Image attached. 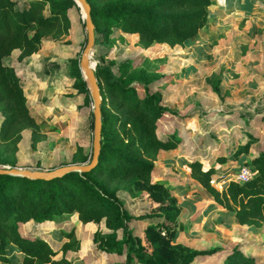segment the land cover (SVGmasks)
Returning a JSON list of instances; mask_svg holds the SVG:
<instances>
[{
    "label": "rangeland",
    "instance_id": "rangeland-1",
    "mask_svg": "<svg viewBox=\"0 0 264 264\" xmlns=\"http://www.w3.org/2000/svg\"><path fill=\"white\" fill-rule=\"evenodd\" d=\"M23 1L16 0L17 8ZM230 2H215L216 10ZM66 14L67 26L61 23V29L58 24L56 30L46 32L35 52L19 58L20 50L15 49L4 58L20 77L33 120L21 127L14 144H0V167L46 171L80 163L76 159L81 152L92 156L93 101L90 94L87 101L69 75V60L76 59L80 68L86 44L84 15L81 7L73 5ZM107 30L106 37L96 34L90 51L94 70L97 64H106L118 73L122 62L132 63L142 71L140 77L149 84V91L159 93L162 104L174 111L160 118L157 133L161 138H176L178 145L156 154L151 175V182L161 184L179 210L171 226L173 243L224 250L191 264H223L225 254L234 248L264 261V223H236L185 166L188 160L200 159L214 166L211 177L234 176L243 165L251 168L252 158L264 150V27L255 35L246 29L228 37L220 32L210 37L200 31L184 46L154 43L146 49L137 43L136 34L116 27ZM139 93L143 95L141 88ZM3 118L0 112V124ZM117 196L133 216L156 210L157 203L147 191L118 190ZM146 225L143 219L129 222L142 242ZM19 230L22 235L43 238L56 251L49 262L30 264L126 262V248L113 244L121 238L120 230L113 232L103 221L83 223L75 212L43 222L30 220ZM68 232L72 235L67 236ZM8 254L18 258L12 264H22L19 252L9 249Z\"/></svg>",
    "mask_w": 264,
    "mask_h": 264
},
{
    "label": "trees",
    "instance_id": "trees-1",
    "mask_svg": "<svg viewBox=\"0 0 264 264\" xmlns=\"http://www.w3.org/2000/svg\"><path fill=\"white\" fill-rule=\"evenodd\" d=\"M86 1L90 5L95 37L98 33L106 37L107 29L116 27L124 33L136 34L137 43L143 48L153 43L170 46L190 43L208 22L212 6L211 0ZM71 5L78 7L74 0H24L21 8H17L16 0H0V112L4 116L0 144H14L21 127L33 120L20 77L4 58L15 49L20 50L19 58L35 52L46 32L56 30L58 24L61 29V23L67 26L66 9ZM69 61V75L89 102V90L78 61ZM141 72L127 62L118 66V73L109 65L97 64L101 136L98 161L91 170L71 171L47 179L0 173L2 264H12L18 259L15 254L9 256V249L19 252L22 264L49 262L56 251L47 241L22 235L19 229L30 220L43 222L73 212L83 223L103 221L113 232L120 230L121 238L113 244L126 248L125 264H191L199 257L224 252L218 247L197 250L173 243L171 226L179 210L169 200L167 190L158 182H151V175L156 154L178 145L176 138H161L157 133L159 119L174 111L162 104L159 93L149 91ZM213 90L219 94L217 87ZM90 159L91 154L81 152L76 161L84 163ZM185 166L191 178L236 223L248 226L264 223V150L251 160V168L257 171L253 177L245 182L231 180L222 190L209 183L215 172L213 165L192 159ZM118 190L147 191L157 203L156 210L133 216L117 196ZM132 219L147 221L143 242L129 226ZM66 235L71 236L72 232ZM223 264H264V261L234 248L225 254Z\"/></svg>",
    "mask_w": 264,
    "mask_h": 264
},
{
    "label": "water",
    "instance_id": "water-1",
    "mask_svg": "<svg viewBox=\"0 0 264 264\" xmlns=\"http://www.w3.org/2000/svg\"><path fill=\"white\" fill-rule=\"evenodd\" d=\"M81 7L84 13V24L86 28V44L80 57V70L83 78L87 83L90 97L93 101V116H94V136L92 139V156L88 163L69 164L55 168L53 170H29L19 168H0L1 174H10L16 176H26L29 178H52L63 175L71 171L87 172L91 170L98 161L100 149L101 123H100V104L101 95L97 84L94 66L90 61V51L95 42L94 26L90 15V5L86 0H74Z\"/></svg>",
    "mask_w": 264,
    "mask_h": 264
},
{
    "label": "crops",
    "instance_id": "crops-1",
    "mask_svg": "<svg viewBox=\"0 0 264 264\" xmlns=\"http://www.w3.org/2000/svg\"><path fill=\"white\" fill-rule=\"evenodd\" d=\"M217 1L219 2V0L213 1L209 9L208 22L200 29L203 34L211 37L210 34L220 32L228 37L249 29V34L255 35L254 31L264 27V0H231L229 5H221L219 11L216 10ZM257 5H260V8Z\"/></svg>",
    "mask_w": 264,
    "mask_h": 264
},
{
    "label": "built area",
    "instance_id": "built-area-1",
    "mask_svg": "<svg viewBox=\"0 0 264 264\" xmlns=\"http://www.w3.org/2000/svg\"><path fill=\"white\" fill-rule=\"evenodd\" d=\"M256 170L251 169L248 166H241L236 174L234 176H226L224 178H214L211 177L209 180V183L213 185L218 190H222L223 185L231 180L245 182L249 180L251 177H253L256 174Z\"/></svg>",
    "mask_w": 264,
    "mask_h": 264
},
{
    "label": "bare ground",
    "instance_id": "bare-ground-1",
    "mask_svg": "<svg viewBox=\"0 0 264 264\" xmlns=\"http://www.w3.org/2000/svg\"><path fill=\"white\" fill-rule=\"evenodd\" d=\"M83 15H84V13H83Z\"/></svg>",
    "mask_w": 264,
    "mask_h": 264
}]
</instances>
